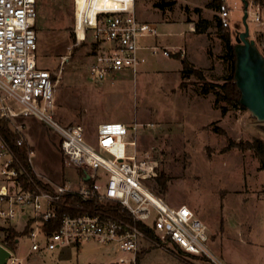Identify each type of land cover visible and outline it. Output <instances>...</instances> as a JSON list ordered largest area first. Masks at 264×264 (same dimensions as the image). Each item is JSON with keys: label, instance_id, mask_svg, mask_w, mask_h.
I'll list each match as a JSON object with an SVG mask.
<instances>
[{"label": "rangeland", "instance_id": "1", "mask_svg": "<svg viewBox=\"0 0 264 264\" xmlns=\"http://www.w3.org/2000/svg\"><path fill=\"white\" fill-rule=\"evenodd\" d=\"M213 1L137 0L139 20L157 24V39L176 41L174 50L182 54L166 57L142 51L147 61L137 81L125 76L100 83L89 74L93 41L84 38L83 26L75 29L74 0H37L38 65L55 78L56 114L62 124L84 126L90 143H95L100 124H127L130 140H137L139 158L156 161L157 177L163 172L168 178L164 192L157 191L156 178L147 182L148 187L172 207L186 205L195 212L213 232L210 248L220 263L264 264V169L247 145L264 141V123L219 96L226 94L222 86L230 82L233 70L218 28L219 12L209 7ZM161 2L174 4L162 11L155 7ZM228 4L233 8L228 30L236 44V35L245 30L244 4ZM83 6L79 0L80 21ZM249 6V39L264 55V2L250 0ZM256 12L261 23L252 20ZM201 19L208 20L207 30L196 33ZM183 59L202 76L184 75ZM207 85L212 87L206 93ZM136 123L137 133L132 130ZM16 124L24 126L23 135L36 151L35 169L43 179L81 186L80 173L66 165L58 135L32 117L17 119ZM26 220L23 215L18 232H23ZM5 235L0 232V238ZM31 247L28 235H22L14 255L23 264H111L121 255L116 245L93 242L32 254ZM138 264L216 263L170 243H144Z\"/></svg>", "mask_w": 264, "mask_h": 264}, {"label": "built area", "instance_id": "2", "mask_svg": "<svg viewBox=\"0 0 264 264\" xmlns=\"http://www.w3.org/2000/svg\"><path fill=\"white\" fill-rule=\"evenodd\" d=\"M83 1L80 21L79 0H74L75 29L83 26L84 38L93 37L98 52L94 62L102 72L118 79L132 76L137 81L147 61L141 50L166 57L182 54L175 51L177 48L143 45L144 38L158 36V26L139 20L137 0ZM232 10L228 0H222L218 12L223 28H231ZM253 16V21L262 22L259 12ZM37 23V0H0V119L20 136L17 145L25 148L27 160L25 165L0 136V232L18 230L26 215L24 230H29L31 252L64 250L93 242L118 247L121 255L111 264H138L144 243H170L187 254L205 256L221 264L210 248L213 232L195 212L186 205L172 207L148 187L147 182L157 178L158 163L139 158L137 140H130L127 124H100L95 143H90L84 126L60 122L53 74L38 65ZM29 117L60 137L66 165L80 173L79 188L56 184L39 175L34 165L36 151L23 135L24 126L16 124L17 119ZM138 125L133 126L135 133ZM128 146L133 150L129 151ZM76 197L83 203L95 201L97 207L86 210L79 203L72 205ZM114 204L120 205L127 218L99 209ZM54 224L55 231L45 230ZM138 224L147 227L153 236ZM5 236L0 238V244L7 248ZM11 253L7 264H23V259Z\"/></svg>", "mask_w": 264, "mask_h": 264}, {"label": "trees", "instance_id": "3", "mask_svg": "<svg viewBox=\"0 0 264 264\" xmlns=\"http://www.w3.org/2000/svg\"><path fill=\"white\" fill-rule=\"evenodd\" d=\"M246 1H248V3H249L250 0H246ZM254 1L256 3H263L264 2V0H254ZM221 3H222V0H214L213 3L211 4V6H209V7H214L215 9L219 10ZM173 4H174V2H170V3L161 2V3L155 4V7L164 11V10H166V8L168 6H172ZM208 24H209L208 20L201 19L199 22L196 23L195 32L196 33L205 32L207 30ZM218 28L223 33L222 37H223V40L226 44V49H227V54H228L227 58L231 60L232 70H233V74L230 78V82H228L227 84L222 86L223 92L226 94L225 95L220 94L219 96L221 97V99L228 100L229 103L233 104L234 106L243 108V106L240 102L241 92L239 91V89L235 83L236 55H235V44L232 43V34L227 28H223L220 19L218 22ZM91 46L93 49V51H92V54H93L94 49H95V44L92 42ZM182 65L184 68L183 69L184 75L193 74V73L201 75L200 72L195 71L193 68H191L190 63L186 59H183ZM54 79L55 78L53 76V80ZM209 87H212V86H210V85L206 86V88H205L206 93L209 92ZM216 131L218 132L220 130H216ZM263 131H264V126H263ZM0 136H2L9 143V145L14 149V151L21 157L22 162L25 165H27V160L25 159L26 158L25 157V148L19 147L17 145V141L20 138V136L11 131V129L9 127V123L7 121L1 120V119H0ZM247 145L256 151L257 155L260 158L262 169H264V141L259 139V140L255 141V143H249ZM155 180L157 182V186H156L157 188L156 187L155 188L157 189L158 192H164L165 190H167L168 178L166 177V175L163 172H161L160 175ZM77 203L80 204L81 208H84L86 210L94 209L95 207H97V204L95 201L83 203L80 201L79 198L76 197L75 200H72V205H76ZM99 209H101L103 212H105L107 214H112V215H115L117 217L127 218V214L125 213V211H123V209L118 204L107 205V206L102 205L99 207ZM70 211L74 212L73 210H70ZM138 226L141 229L145 230L150 236H153L152 232L149 231V229L147 227H145L141 224H138ZM56 229H57V224L47 225L45 227V230L47 232H53ZM2 231H4L6 234L5 239L3 241L4 245L13 253L16 252V249H17L18 243H19V239L22 237V235H27L29 233L28 228L26 230H23V232H18L17 230H13V229L12 230H2Z\"/></svg>", "mask_w": 264, "mask_h": 264}, {"label": "water", "instance_id": "4", "mask_svg": "<svg viewBox=\"0 0 264 264\" xmlns=\"http://www.w3.org/2000/svg\"><path fill=\"white\" fill-rule=\"evenodd\" d=\"M242 2L245 30L235 37V83L241 92L242 106L249 110L258 122L264 123V55L256 42L249 39L250 28L247 22L249 3L246 0ZM86 180H89V176ZM11 255V251L0 244V264H7Z\"/></svg>", "mask_w": 264, "mask_h": 264}, {"label": "bare ground", "instance_id": "5", "mask_svg": "<svg viewBox=\"0 0 264 264\" xmlns=\"http://www.w3.org/2000/svg\"><path fill=\"white\" fill-rule=\"evenodd\" d=\"M83 30H84V28H83ZM92 41H93V37H92ZM93 43H94V41H93ZM97 53L98 52H97V49L95 47L94 53H93L92 58H91L92 61L89 64V74H90L91 78L94 81L100 82V83H104V82L109 83V82L115 81L117 79L115 76H113L112 74H109L107 72H102L95 65L94 57L97 55Z\"/></svg>", "mask_w": 264, "mask_h": 264}, {"label": "crops", "instance_id": "6", "mask_svg": "<svg viewBox=\"0 0 264 264\" xmlns=\"http://www.w3.org/2000/svg\"><path fill=\"white\" fill-rule=\"evenodd\" d=\"M148 38V43L145 45V46H159V45H161L163 48H168V49H171V48H177V45H174L175 43H176V41L175 42H169V41H167V40H163V41H159L157 38L158 37H156V39L157 40H155V42H152V39H151V37H146V38H144V40L145 39H147ZM145 50H147V49H143V50H141L140 51V53H141V55L142 56H144V57H146L143 53H142V51H145ZM147 59V58H146ZM180 61V60H179ZM181 62V61H180ZM181 64V63H180ZM182 65V64H181ZM180 65V66H181ZM63 251V250H62ZM31 254H32V252H31Z\"/></svg>", "mask_w": 264, "mask_h": 264}]
</instances>
